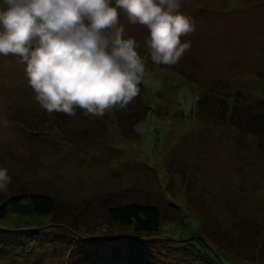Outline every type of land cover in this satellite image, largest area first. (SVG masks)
<instances>
[{
  "label": "rangeland",
  "instance_id": "1",
  "mask_svg": "<svg viewBox=\"0 0 264 264\" xmlns=\"http://www.w3.org/2000/svg\"><path fill=\"white\" fill-rule=\"evenodd\" d=\"M180 3L195 30L181 37L191 48L174 65L154 63L148 30L118 9L124 38L136 40L145 62V94L103 117L80 108L75 116L48 113L26 65L0 55V169L11 178L0 202L17 192L46 193L61 212L73 208L81 221L96 223L86 233L92 236L104 235L109 207L154 204L163 221L161 237H151L152 264H178L168 236L192 238L226 262L264 264V154L259 137L240 124L249 111L264 113V0ZM197 99L215 100L214 107L199 111ZM139 100L153 107L146 116L133 108ZM0 224L71 235L51 218L12 216ZM70 246L49 251L44 244L46 253L36 256L0 244V264H66Z\"/></svg>",
  "mask_w": 264,
  "mask_h": 264
},
{
  "label": "clouds",
  "instance_id": "2",
  "mask_svg": "<svg viewBox=\"0 0 264 264\" xmlns=\"http://www.w3.org/2000/svg\"><path fill=\"white\" fill-rule=\"evenodd\" d=\"M0 55L25 64L35 99L48 113L75 116L76 108L103 117L139 94L145 62L137 42L124 38L118 9L143 25L150 58L174 65L190 50L181 37L195 21L180 13V0H3ZM0 169V190L10 183Z\"/></svg>",
  "mask_w": 264,
  "mask_h": 264
},
{
  "label": "trees",
  "instance_id": "3",
  "mask_svg": "<svg viewBox=\"0 0 264 264\" xmlns=\"http://www.w3.org/2000/svg\"><path fill=\"white\" fill-rule=\"evenodd\" d=\"M143 79L138 85L140 88L138 96L145 94ZM200 99L195 101L197 102L195 108L212 110L215 100L214 104L210 100L205 104L204 100ZM137 107L142 110L145 116L153 109L147 102L140 100L135 102L133 108ZM252 112L254 114L251 115L249 111L246 118L241 119L240 124L259 137V148L264 154V113ZM61 208L62 206L52 196L39 192H17L5 200H1L0 221L12 216L51 218L55 226L65 228L71 235L57 237L51 233L48 236H42L36 234L33 229L14 226L9 228L0 224V244L12 245L23 254L31 252L36 256H40L42 252L46 251H43L44 244L49 246V251L56 248L64 249L68 244H71L66 264H78L79 260L90 264H152L151 260L155 261L153 238L151 237L160 235L159 231L163 221L158 206L130 202L109 207L107 209L108 224L104 227L105 236L102 233L101 236L86 235L87 232H91L97 227L96 223L90 224L81 221L83 220L80 217L82 213H78L73 208H65L62 212ZM167 242L170 247L178 250L176 252L179 256L178 264L180 262L182 264H236L234 261L226 262L207 250L208 253L205 250L206 247L204 248L200 243L197 244L192 238L181 240L168 236ZM81 251L84 254L78 255Z\"/></svg>",
  "mask_w": 264,
  "mask_h": 264
}]
</instances>
